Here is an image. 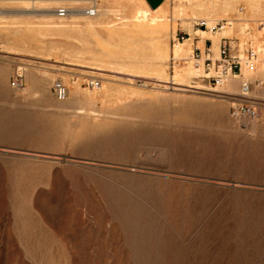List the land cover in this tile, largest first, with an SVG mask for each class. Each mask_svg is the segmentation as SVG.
Listing matches in <instances>:
<instances>
[{
    "label": "rangeland",
    "instance_id": "1",
    "mask_svg": "<svg viewBox=\"0 0 264 264\" xmlns=\"http://www.w3.org/2000/svg\"><path fill=\"white\" fill-rule=\"evenodd\" d=\"M186 1L167 0L158 54L157 35L120 19L138 0H0V264H264V119L233 117L241 80L215 87L191 57L218 58L224 39L264 53V9L239 0L216 15L213 35L242 15L249 27L238 21L215 52ZM93 4L98 16L80 11Z\"/></svg>",
    "mask_w": 264,
    "mask_h": 264
},
{
    "label": "built area",
    "instance_id": "2",
    "mask_svg": "<svg viewBox=\"0 0 264 264\" xmlns=\"http://www.w3.org/2000/svg\"><path fill=\"white\" fill-rule=\"evenodd\" d=\"M68 7H60L57 9V14L60 18H66L72 12ZM77 10H74V12ZM85 16L93 17L98 13V7L93 4L91 7L80 10ZM228 23V22H227ZM196 26L201 30L214 31L217 29V24L210 27L207 20H200ZM184 40V38H182ZM179 41V39H177ZM233 47L228 39L220 45L219 57L214 58L211 48L202 49L196 46L193 50L192 57L195 61L203 60L207 63L208 69H212L214 74L211 77V82L215 87L225 85L231 77H236L241 80L243 88L242 99H234L231 107L233 117H247L250 119H264V100L256 99L249 95L252 81L244 77L243 68L250 74L257 72L259 64L264 67V53L252 46H249L243 54H233ZM204 57V59H203ZM260 83L257 81V85ZM11 85L17 90H21L24 86L23 73L17 72L14 76ZM87 85L92 88H99L100 81L97 79L90 80ZM53 91L56 98L64 101L68 96V89L62 80H56L53 83Z\"/></svg>",
    "mask_w": 264,
    "mask_h": 264
},
{
    "label": "bare ground",
    "instance_id": "3",
    "mask_svg": "<svg viewBox=\"0 0 264 264\" xmlns=\"http://www.w3.org/2000/svg\"><path fill=\"white\" fill-rule=\"evenodd\" d=\"M32 1V0H31ZM181 1V0H180ZM188 1V0H187ZM186 1V2H187ZM239 0H196V3H194V10L192 12V17L191 19L193 20H198L199 16H202L204 17V19H206L208 21V24H215L218 20V18L216 17V15L220 14V13H228L229 11H231L230 9L233 7L234 5V2H237ZM119 2V1H118ZM247 2V7H248V10L251 11V12H260L261 9L263 10L264 9V6L261 5L259 3L258 0H246ZM34 3V2H33ZM120 3V2H119ZM182 3V2H181ZM138 6L137 8L135 9V12L133 15H126L124 17H120V19L124 20V22L126 23H129L130 25L134 26V27H137L139 29H141V32H144V33H148V34H151V35H157L156 38L154 39V44H155V48L158 52V54H162V52H165L166 48L163 49L162 45L164 44V36H165V32L167 31L168 32V28H169V24L165 21L166 19V10H165V6L160 8L158 11H156V14L154 16H152L150 19L148 18L149 14L151 13V10L146 8L144 5H143V2L142 0H138ZM45 8V7H44ZM48 8V7H47ZM182 9V8H180ZM189 9L190 6H189ZM188 9V10H189ZM117 10V9H116ZM119 10V9H118ZM133 10V9H132ZM185 10V9H184ZM247 10V11H248ZM191 11V10H190ZM115 12V11H114ZM123 12V11H122ZM153 12V11H152ZM183 12V11H181ZM75 14V13H74ZM76 14L79 15V12L77 11ZM174 14V13H173ZM240 14H243L240 13ZM72 14L70 13V16ZM120 15V14H119ZM170 15V14H169ZM73 16V15H72ZM75 16V15H74ZM98 16V15H97ZM80 17V16H79ZM220 17V15H219ZM247 16L245 15H242L240 17L237 18V22L236 21H233L232 22H229L230 26H228V29L227 27H223L222 31L218 33H216L217 35H213L211 34L210 31H205V30H197L198 32H196L197 34L199 33L201 35V38H204V37H212L213 39V42H214V50L216 52V50H218V46H219V40H220V37H224V35L226 34H232L235 29L238 26V21H244L245 22V25L244 26H240L241 29H243L244 31L249 27V23H248V20L246 18ZM97 18V17H96ZM2 19V18H1ZM0 19V20H1ZM71 19V18H70ZM98 19V18H97ZM177 19V18H176ZM65 20V19H64ZM94 20V19H93ZM175 20V19H174ZM228 20V19H227ZM2 21V20H1ZM5 21V20H4ZM71 21V20H70ZM99 21V19L97 20V22ZM172 21V20H171ZM230 21V19H229ZM254 21V20H253ZM66 22V21H65ZM69 22V21H68ZM90 22V21H89ZM196 22V21H195ZM94 22H90L89 25H94L93 24ZM99 23V22H98ZM101 23V22H100ZM192 23V22H191ZM235 23H237L235 25ZM242 23V22H241ZM64 25V24H62ZM97 25V23H96ZM95 25V26H96ZM189 25V24H188ZM209 25V26H210ZM190 26V25H189ZM213 25H211L210 27H212ZM93 27V26H92ZM71 31V30H70ZM242 31V30H241ZM260 33V32H259ZM196 34V35H197ZM17 35V34H16ZM15 35V36H16ZM192 36V35H191ZM228 36V35H227ZM172 37V36H171ZM205 40V39H204ZM200 41V40H199ZM201 43H203V41H200ZM199 42V43H200ZM200 43V44H201ZM193 45V39L192 38H189V39H186L184 42H178V44L175 45V48L172 49V52L173 54L175 55V57L179 56L180 59H181V55H185L188 51H189V54L192 53V49L190 50V46ZM132 47V46H131ZM154 50V49H153ZM126 51V50H125ZM128 51V50H127ZM131 51V50H130ZM134 53V52H133ZM218 53V52H217ZM115 55V54H114ZM156 55V54H155ZM191 57H192V54H191ZM160 58V56L158 57ZM108 59V58H107ZM145 59V57H144ZM149 59V58H148ZM189 59V58H188ZM114 60V59H113ZM132 60V59H131ZM140 60V59H139ZM109 61V59H108ZM123 61V60H122ZM111 62V61H110ZM145 62V61H144ZM112 63V62H111ZM111 63H109L111 65ZM134 63V62H133ZM147 63V62H145ZM108 64V65H109ZM117 64V63H116ZM121 64V63H120ZM97 65V64H96ZM100 65V64H99ZM114 66V65H113ZM119 66V65H118ZM140 66V65H139ZM144 66V65H142ZM100 67V66H98ZM102 67V66H101ZM100 67V69H101ZM123 67V66H122ZM131 67V65H130ZM189 67V66H188ZM134 68V67H133ZM201 68V67H200ZM94 69V68H93ZM97 69V68H96ZM103 69V68H102ZM205 73V72H204ZM192 74V71L187 70V71H183V72H177L176 76L174 78H172V82L173 83H178L179 81H184L183 78H185L186 76ZM250 74V73H249ZM29 76V75H28ZM44 76H46L44 74ZM159 79V78H158ZM106 87V86H105ZM199 89V88H198ZM186 90V89H184ZM237 90L236 88V79L235 78H232V79H229V82H228V87H227V92H235Z\"/></svg>",
    "mask_w": 264,
    "mask_h": 264
},
{
    "label": "crops",
    "instance_id": "4",
    "mask_svg": "<svg viewBox=\"0 0 264 264\" xmlns=\"http://www.w3.org/2000/svg\"><path fill=\"white\" fill-rule=\"evenodd\" d=\"M142 2L151 12H156L166 5L167 0H142ZM249 79L253 83L250 93L253 94L254 97L264 100V73H260L257 78L252 79L249 77ZM257 81L260 83L259 85H257Z\"/></svg>",
    "mask_w": 264,
    "mask_h": 264
}]
</instances>
